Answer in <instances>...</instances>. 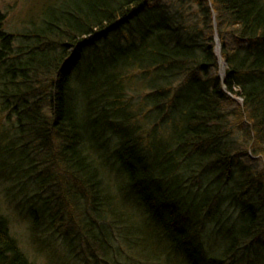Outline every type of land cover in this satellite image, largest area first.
Instances as JSON below:
<instances>
[{
    "label": "trees",
    "instance_id": "obj_1",
    "mask_svg": "<svg viewBox=\"0 0 264 264\" xmlns=\"http://www.w3.org/2000/svg\"><path fill=\"white\" fill-rule=\"evenodd\" d=\"M51 7L0 13V181L45 253L0 211V264H264V0Z\"/></svg>",
    "mask_w": 264,
    "mask_h": 264
},
{
    "label": "rangeland",
    "instance_id": "obj_2",
    "mask_svg": "<svg viewBox=\"0 0 264 264\" xmlns=\"http://www.w3.org/2000/svg\"><path fill=\"white\" fill-rule=\"evenodd\" d=\"M55 1L60 0H0V13L5 17L4 29L10 33L22 32L30 22H35L39 18V16L44 11H46V9L49 8L50 10ZM251 158L253 161L256 160V158L253 156H251ZM13 184V181L8 182V180H6L4 181V183L0 181V211L8 217L10 232L17 239L20 247L26 253V255L30 259H33L38 263H44L45 253H42L44 252V248L42 249L39 243L34 245L30 244V234L28 228L19 219V217H16L13 214L12 210L9 207V203L15 205V203L13 202L15 200H13L15 192L13 190H10L8 192L6 189ZM59 249L61 252H63L64 250L62 245ZM78 251L80 252V249H77V252ZM82 257L83 254L78 253V255L74 256L75 261H71L68 264H104L101 263V258L91 257V261L88 260L84 262L82 260ZM95 261L96 263H94Z\"/></svg>",
    "mask_w": 264,
    "mask_h": 264
},
{
    "label": "bare ground",
    "instance_id": "obj_3",
    "mask_svg": "<svg viewBox=\"0 0 264 264\" xmlns=\"http://www.w3.org/2000/svg\"><path fill=\"white\" fill-rule=\"evenodd\" d=\"M213 21H214V27L216 28L215 14H214V20ZM217 41H218V37H217V34L215 33V46H216V48H215V54L218 57L219 69H220V67H223V69H225V64H224V62H223V60L221 58V53H218L217 52L218 51V42ZM219 63H221V65Z\"/></svg>",
    "mask_w": 264,
    "mask_h": 264
},
{
    "label": "water",
    "instance_id": "obj_4",
    "mask_svg": "<svg viewBox=\"0 0 264 264\" xmlns=\"http://www.w3.org/2000/svg\"><path fill=\"white\" fill-rule=\"evenodd\" d=\"M218 42V41H217ZM219 46V45H218ZM218 53H219V47H218V51H217ZM222 80H223V78H221Z\"/></svg>",
    "mask_w": 264,
    "mask_h": 264
}]
</instances>
